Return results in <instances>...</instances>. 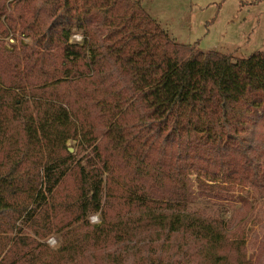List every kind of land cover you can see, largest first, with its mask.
I'll list each match as a JSON object with an SVG mask.
<instances>
[{
	"label": "trees",
	"instance_id": "obj_1",
	"mask_svg": "<svg viewBox=\"0 0 264 264\" xmlns=\"http://www.w3.org/2000/svg\"><path fill=\"white\" fill-rule=\"evenodd\" d=\"M0 39V132L8 111L36 149L42 104L80 126V151L46 176L0 177V264H247L225 254V215L196 210L191 178L215 193L264 182V52L181 45L139 0H0Z\"/></svg>",
	"mask_w": 264,
	"mask_h": 264
},
{
	"label": "rangeland",
	"instance_id": "obj_2",
	"mask_svg": "<svg viewBox=\"0 0 264 264\" xmlns=\"http://www.w3.org/2000/svg\"><path fill=\"white\" fill-rule=\"evenodd\" d=\"M139 1L141 7L160 28L181 45L198 46L197 48L204 52L218 51L237 59L264 52V0ZM81 40L79 35L72 37V43ZM25 42L27 44L29 40ZM81 91L86 93L83 89ZM3 110L7 111L8 107ZM30 112L35 114V122L38 126L37 148L32 149L29 139L27 142L22 135L20 122L12 119L13 114L7 111L11 119L5 130L0 132L2 134L0 177L19 174L23 178L32 175L34 178L38 175L41 178L47 175V171L53 167V164L60 163L64 158L69 157V152L76 156L80 151L78 146L80 126L74 119L71 121L62 108L49 104L32 105ZM255 136L258 139L264 138V123L258 126ZM256 146L261 149L258 157L262 158L261 155L264 154L262 145ZM67 161L68 159H64L62 163ZM257 164H260L259 168L262 170L260 173L264 176V163ZM17 170L20 173H17ZM191 179H193L196 210L199 214L208 216L210 210H213L218 211L219 214L223 213L227 218L229 230L225 254L229 260L239 249L240 256L247 264H264V182H261L258 187L251 186L249 183L235 182L234 185H228L231 188H220L215 193L201 186L194 177ZM203 181L206 185L210 184L206 180ZM72 182L73 177L70 176L63 187L67 189ZM16 198L15 202L18 204L27 203L24 197L16 196ZM63 199L64 197L57 198V202L62 203ZM32 212V209L26 212V219ZM62 217L63 215H57L54 219ZM24 221H17V226L20 227L19 224H24ZM90 222L91 224L99 223L100 215L92 216ZM20 234V231H14L13 236L23 239ZM31 234L34 232L32 231ZM47 244L56 248L59 244L58 237L49 238ZM198 258L200 262L197 264H211L201 257ZM127 263L130 261L125 264ZM85 264L118 263L111 262L105 254H99Z\"/></svg>",
	"mask_w": 264,
	"mask_h": 264
}]
</instances>
